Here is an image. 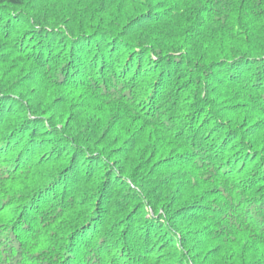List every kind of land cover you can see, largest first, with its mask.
Here are the masks:
<instances>
[{"label":"trees","instance_id":"1","mask_svg":"<svg viewBox=\"0 0 264 264\" xmlns=\"http://www.w3.org/2000/svg\"><path fill=\"white\" fill-rule=\"evenodd\" d=\"M0 264H264V0H0Z\"/></svg>","mask_w":264,"mask_h":264}]
</instances>
